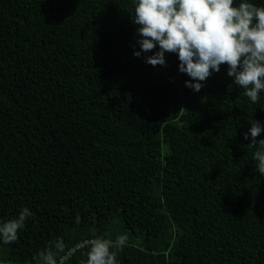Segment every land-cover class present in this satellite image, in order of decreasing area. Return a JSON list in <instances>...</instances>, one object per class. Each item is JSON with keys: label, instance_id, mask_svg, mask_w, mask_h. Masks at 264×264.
Listing matches in <instances>:
<instances>
[{"label": "trees", "instance_id": "1", "mask_svg": "<svg viewBox=\"0 0 264 264\" xmlns=\"http://www.w3.org/2000/svg\"><path fill=\"white\" fill-rule=\"evenodd\" d=\"M129 9L0 0V219L34 214L0 261L40 264L61 237L80 264L77 245L126 233L119 264H264V177L241 138L264 93L249 103L224 65L192 92L175 54L132 56Z\"/></svg>", "mask_w": 264, "mask_h": 264}, {"label": "clouds", "instance_id": "2", "mask_svg": "<svg viewBox=\"0 0 264 264\" xmlns=\"http://www.w3.org/2000/svg\"><path fill=\"white\" fill-rule=\"evenodd\" d=\"M128 15L135 26L132 56L144 54V63L164 67L165 55L175 54L178 73L188 78L184 87L192 92H199L206 78L224 65L231 85L243 89L249 103L260 100L264 93V4L253 0H130ZM248 123L241 138L256 147L252 153L255 172L264 177V138L256 139L264 132V123ZM33 216L22 207L14 217L0 219V245L15 242L18 231ZM126 242V233L114 239L99 235L87 239L77 245L86 246L80 264H119L117 254ZM72 252L56 237L34 259L40 264H64Z\"/></svg>", "mask_w": 264, "mask_h": 264}]
</instances>
